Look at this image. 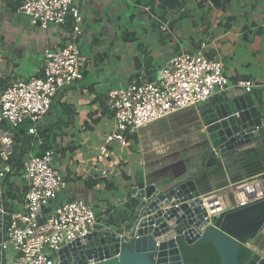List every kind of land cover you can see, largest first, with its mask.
I'll use <instances>...</instances> for the list:
<instances>
[{
  "label": "crops",
  "instance_id": "1",
  "mask_svg": "<svg viewBox=\"0 0 264 264\" xmlns=\"http://www.w3.org/2000/svg\"><path fill=\"white\" fill-rule=\"evenodd\" d=\"M72 1L82 16V33L77 37L72 22L51 24L46 29L33 26L29 17L19 12V0H0V92L16 77L39 76L46 49L60 50L73 42L87 60L83 79L64 87L54 98L50 113L37 126L38 137L28 135L25 126H0V163L13 169L0 182V209L7 215L21 207L27 191L21 176L22 162L42 151L37 142L40 139L54 152L55 167L66 183L53 199V206L86 201L98 217L94 230L127 235L124 227L135 200L138 171L146 183L180 175L158 172L147 178L162 164L163 159L155 161L157 156H167L174 146L185 148L191 136L199 132L203 140L188 153L200 154L199 159L191 170L183 172L193 174L200 165L211 178L210 172L217 171L218 164L206 168L208 158L201 160L208 147L199 121L201 109L247 94L234 85L250 80L254 88L249 94L264 121V0ZM202 45L209 60L223 63L230 87L206 104L143 127L129 148L113 143L111 158L97 163L103 138L114 127L112 113L106 107L108 91L127 85L133 78L155 81L172 57L197 52ZM28 140L34 144L26 153ZM237 152L225 158L232 172L241 167L249 172L264 167V141ZM212 157H219V153ZM102 169L108 174L102 175ZM235 198L242 203L246 200L242 195ZM12 255L11 251L6 257L7 264L12 262Z\"/></svg>",
  "mask_w": 264,
  "mask_h": 264
},
{
  "label": "built area",
  "instance_id": "2",
  "mask_svg": "<svg viewBox=\"0 0 264 264\" xmlns=\"http://www.w3.org/2000/svg\"><path fill=\"white\" fill-rule=\"evenodd\" d=\"M19 1V12L29 17L31 25L46 29L51 24L72 22L75 36L82 33V16L72 0ZM86 64V58L73 42L60 50L46 49L39 76L16 77L0 92V126H25L28 135L38 137L37 126L50 113L54 98L64 87L83 79ZM230 85L223 63L209 60L202 45L197 52L172 57L161 67L155 81L133 78L123 87L112 88L106 96V107L112 113L114 127L103 138L97 163L111 158L113 143L129 148L130 137L143 127L206 104ZM234 86L247 94L254 88L250 80H240ZM37 142L42 146L40 139ZM12 172L11 166L0 163V182ZM101 173L108 174L104 169ZM21 176L27 183L23 203L18 210L2 214L0 262L7 264L5 253L11 248V264H59V250L94 230L98 217L83 200L51 207L56 194L66 187L51 149L28 155L22 162ZM244 246L250 250L251 243Z\"/></svg>",
  "mask_w": 264,
  "mask_h": 264
},
{
  "label": "water",
  "instance_id": "3",
  "mask_svg": "<svg viewBox=\"0 0 264 264\" xmlns=\"http://www.w3.org/2000/svg\"><path fill=\"white\" fill-rule=\"evenodd\" d=\"M198 115L208 142L201 160L208 158L206 168L218 164L211 178L200 165L193 174L149 183L138 171L124 227L127 235L92 230L59 250V264H186L182 247L206 241L213 244L221 264H264V167L232 172L225 159L264 141V121L250 94L224 99ZM215 152L219 157H212ZM235 195H242L245 204ZM2 222L0 209V243ZM248 242L254 251L240 262L237 254Z\"/></svg>",
  "mask_w": 264,
  "mask_h": 264
},
{
  "label": "rangeland",
  "instance_id": "4",
  "mask_svg": "<svg viewBox=\"0 0 264 264\" xmlns=\"http://www.w3.org/2000/svg\"><path fill=\"white\" fill-rule=\"evenodd\" d=\"M200 106V105H199ZM195 128L197 129V131L199 130V127H197L195 125ZM199 132H197V135L195 136L192 135L190 138V143L185 146V148L183 149H179L177 147H172L171 149H169V153L167 154V156L164 157L163 156H157L155 161L160 159L162 160V164L157 165L154 170H152L151 172L148 173L147 178H152L154 176H157L159 173L163 174V175H169V176H173L176 174H182L183 170H191V168H193L194 162L197 161L199 159V155L200 154H193V156H188V153L192 151V147L195 146L196 144H199L203 138H200L201 136H199ZM196 143V144H195ZM33 141L32 140H28L25 143L26 146V153L32 149L33 147ZM171 154V156H170ZM174 154V156H173ZM176 155V156H175ZM163 157V158H161ZM161 163V162H160ZM11 248H8L6 250V257L9 258L11 256ZM11 264V263H9Z\"/></svg>",
  "mask_w": 264,
  "mask_h": 264
},
{
  "label": "trees",
  "instance_id": "5",
  "mask_svg": "<svg viewBox=\"0 0 264 264\" xmlns=\"http://www.w3.org/2000/svg\"><path fill=\"white\" fill-rule=\"evenodd\" d=\"M135 135L130 137V143L135 142ZM42 151L47 150L48 148L45 145H42ZM40 151V152H42ZM40 152L35 153L34 155H39ZM51 207L53 206V200L51 201ZM182 253L185 255L186 264H221L220 256L215 250L212 243L206 241L199 243L195 246H183ZM250 256V250L243 246L238 254L237 258L240 262H244Z\"/></svg>",
  "mask_w": 264,
  "mask_h": 264
}]
</instances>
